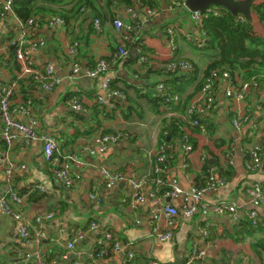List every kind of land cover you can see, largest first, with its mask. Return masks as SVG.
Returning a JSON list of instances; mask_svg holds the SVG:
<instances>
[{"label":"crops","instance_id":"0c3cea01","mask_svg":"<svg viewBox=\"0 0 264 264\" xmlns=\"http://www.w3.org/2000/svg\"><path fill=\"white\" fill-rule=\"evenodd\" d=\"M263 1L256 0L253 5ZM155 2L158 13L154 17L138 12L133 18L126 6L109 8L105 1H97V7L104 14L100 19V32L94 26L89 9L81 10L66 24L62 33L41 26L36 34L45 38L47 44L34 54L36 68L51 65L62 79L61 84L50 92L40 88L32 77H20V68L16 69L17 61L11 55L9 42L16 36L17 22L11 19L6 29H0V90L15 83L13 101L19 103L30 97L38 121L37 132L51 135L59 143L53 163L48 164L40 139L27 143L22 135L17 136L9 156L16 166L12 185L25 196L23 211L31 223L30 238L23 239L19 233L20 223L0 211V264H36L35 259L27 260L25 255L37 250L43 253L46 261L53 260L56 264H149L150 261L184 264L195 244L207 249V264H264V250L259 255L254 248L255 243L262 241L264 244V207H253L248 194L252 184L264 185V175L249 172L245 167L248 155L262 150L264 144L261 135L264 105L261 109L256 107L255 90L245 101L232 104L226 96V84L220 82L216 86L215 108L202 118L207 131L202 133L191 127L187 107L204 82L208 67L221 59L222 48L218 42L211 45L208 34L205 47H197L186 36L202 37L200 27L191 19V11L174 8L171 0ZM238 17L245 19L243 15ZM116 19L134 27V33H129V39L125 40L130 53L127 59H115L122 41V34L113 24ZM251 23L256 32L264 34V26L256 14L252 13ZM171 27L179 29L174 44L167 33ZM73 41L80 43L77 62L81 69L93 68L100 60L108 62V69L101 77L69 79L73 61L67 48ZM140 47L144 50L142 54L150 59L144 65L138 62ZM180 59L190 61L194 68L190 73L179 72V75H189V81L181 84L183 90L176 93L181 99L180 104L169 112L160 107L161 113L157 114L150 102V98L156 96L154 89L160 82L175 78L161 71L159 64ZM230 74L236 85L258 77L254 75L245 80L243 73ZM105 79L114 82L115 87L125 93L126 100L100 105L98 99L105 98ZM260 82L264 87V81ZM72 97L79 99L84 112L71 109L69 100ZM248 113L249 121L239 130L235 129L233 119ZM17 118L25 124L29 122L22 114ZM172 118L178 119L183 127L188 126L185 133L191 135L192 152L184 151L183 136L168 137L167 141L161 138L164 122ZM2 131L0 121V155L7 149ZM103 132H120L123 139L111 144L104 154L91 155L87 147L95 135ZM164 143L170 147L168 180H176L185 193H190L192 188L205 183L213 169L226 184L205 200L235 205L243 212L255 209L259 225L252 227L245 224L249 222L246 218L237 222L225 215H195L192 218L181 215L173 238L159 241L153 234L152 204L148 198L155 188L150 183L143 186L141 192L147 198L138 208H132L131 201L124 200H131V180L151 177L156 153ZM230 159L232 163H229ZM61 167H67L77 178L73 187H65L55 177V169ZM103 169L119 172L124 179L115 188L107 190L101 173ZM220 169H228L230 174L222 175ZM3 172L0 169V193L6 185ZM173 204L178 206L179 202L173 201ZM48 214L54 217L40 228L36 219ZM93 223L98 227L91 229ZM40 230L45 238L37 242ZM205 230L209 231L207 237ZM78 231L85 232V238L77 243L71 261L62 260L68 241ZM109 231L122 249L111 250L93 262L97 241ZM129 253L134 254L133 259L129 258Z\"/></svg>","mask_w":264,"mask_h":264},{"label":"built area","instance_id":"2783aa9c","mask_svg":"<svg viewBox=\"0 0 264 264\" xmlns=\"http://www.w3.org/2000/svg\"><path fill=\"white\" fill-rule=\"evenodd\" d=\"M174 8L187 9V0H171ZM15 0H0V29H6L11 21L14 19L17 22L16 36L9 42L10 48L15 50V58L20 66V77H32L40 88L45 91H53L61 84L62 79L59 78L51 65L44 66L39 70L36 68L34 54L43 49L47 42L45 38L38 36L36 33L41 26L49 27L64 32L66 27L65 20L60 16H34L30 19L21 20L14 11ZM219 7H209L204 12H191V19L196 23L202 33L200 39H195L192 35L187 34V39L194 43L197 47L203 48L206 45L207 33L203 29L204 20L209 15H219ZM128 12L133 18H136L138 12H142L146 17L152 18L158 13V9L152 8H128ZM115 29L122 34L121 45L117 49L115 59H127L130 56L129 50L126 47L125 40L129 39V33L134 32V27L126 25L122 20L116 19L114 22ZM94 26L98 32L101 31V21L94 20ZM139 28L140 26H136ZM178 28L171 27L167 33L171 44H174V38ZM79 41H73L67 48V53L73 61V67L69 79H76L78 77H87L97 79L101 77L108 69V62L100 60L95 67L90 69H81L78 59ZM139 64L144 65L150 61L149 56L142 54V49L138 50ZM161 70L166 73H190L194 70L193 64L188 60L163 61L159 64ZM264 81V75L262 76ZM224 82L226 84V96L232 104H239L247 99V96L252 90L257 93L256 107L261 109L264 105V87L261 86L259 78H253L252 81L242 82L236 85L231 78L228 70L214 69L208 76L205 77L204 82L199 91L191 99L187 107V114L190 117V126L198 128L202 133L207 131L202 118L205 114L211 112L215 108L216 103V86L218 83ZM111 81L105 79L103 82V89L105 91V98H99L98 103L105 105L112 101L126 100L125 93L120 89H111ZM17 85L14 83L10 87H4L0 90V121L3 125L2 139L6 143L7 149L0 155V169L4 171L6 178L5 189L0 193V211L7 217L20 223L19 233L25 240L30 238L31 223L27 221L24 215L23 207L25 205V196L21 195L12 185L14 172L16 170L15 164L10 160V151L12 150L18 135H22L24 140L29 143L34 139H40L44 144V157L48 164H52L54 155L59 151V143L55 137L47 134L40 135L36 127L38 121L33 112V100L25 99L19 103L13 101L14 91ZM156 92L163 96L167 103L172 106L180 104V97L178 94L171 93L163 82H160L156 88ZM69 106L76 112H84L85 108L77 97H72L69 100ZM249 111V108H247ZM236 116L232 125L239 130L244 123L249 121L250 114ZM22 114L29 122L27 124L18 120L17 115ZM187 125V123H185ZM188 127V126H187ZM187 127H181L182 131H187ZM264 137V130L261 131ZM123 139V134L118 133H100L95 135L91 144L87 147L91 155L104 154L111 144L118 143ZM182 147L186 153L193 151L194 147L191 143V135L185 133L182 137ZM169 145L162 144L156 153V163L153 169V174L148 179L131 180L130 186L132 190L131 201L132 208H138L142 205L146 198L141 192L143 186L151 184L155 190L151 192L148 198L152 204V219H153V234L159 241H169L174 236V229L177 227L181 215L186 218H192L195 215L208 217L210 215H225L234 221H241L246 218L253 226L259 225V216L257 211L243 212L235 205H228L224 203H215L205 200V197L215 193L220 187H223L225 180L218 178L215 171L212 169L207 175L205 183L202 186L192 188L190 193H185L181 185L176 180H168L167 176L171 171L170 156L168 154ZM231 157V156H230ZM232 163V160H229ZM245 167L249 172H260L264 175V144L262 150L250 153L246 158ZM103 182L107 190H111L122 181L123 175L116 171L103 169ZM55 177L67 188L73 187L77 178L67 167L55 169ZM250 196V204L255 207H264V185L255 183L248 189ZM94 197V196H93ZM167 200H170L169 202ZM172 200V202H171ZM179 202V207L173 204ZM54 217L53 214H48L44 217L36 219V223L40 228L43 227L47 220ZM139 223V221H137ZM97 224L93 223L91 229L97 228ZM208 230L204 231V236L207 237ZM85 232H75L67 243L66 252L61 259L64 261H71V255L75 252L78 242L85 238ZM45 238L44 232H38L36 240L41 242ZM122 246L109 231L106 232L104 238L97 241V248L93 256V262L109 253L111 250H121ZM27 260L35 259L36 264H56V261H46L43 253L40 250L26 253ZM129 258L133 259L134 254L129 253ZM76 264H78L76 262ZM92 264V263H86ZM149 264H160L157 261H150ZM184 264H207V249L200 244H195L189 258Z\"/></svg>","mask_w":264,"mask_h":264},{"label":"trees","instance_id":"16d2710c","mask_svg":"<svg viewBox=\"0 0 264 264\" xmlns=\"http://www.w3.org/2000/svg\"><path fill=\"white\" fill-rule=\"evenodd\" d=\"M97 1L98 0H15L14 11L23 21L34 16H60L65 20L66 24H68L69 21L75 18L83 9H89L91 17L94 20L102 19L104 14L97 7ZM105 2L109 8L111 6H126L127 8L144 9L148 7L157 9L155 0H105ZM45 3H49V5H45ZM70 5H72L71 8H69ZM66 7L69 9H65ZM219 11L220 14L218 16L212 14L204 20V28L209 36V42L211 45L218 42L222 48L221 59L208 67L206 76L214 69H224L229 70L234 75L236 72L243 73V75H245V80H250L252 76L258 75V78H261L260 81H263L261 76L264 74V34L256 32L251 21L248 22L246 19L241 20L239 17H234L229 11L222 7H220ZM251 11L258 16L259 21L264 26V1L254 4ZM133 33L134 32H132V34ZM141 48L142 47H140V49ZM142 51H144L143 48ZM10 52L12 57L16 60L13 47ZM15 66L16 69L19 70L20 67L17 62ZM161 71L166 73L164 70ZM167 74L169 77H175L171 80L169 78L164 82L171 93H180L183 90L181 85L183 84L182 82L189 81V75H179V72ZM33 82L36 83L34 80ZM202 84L199 86L198 91ZM110 86L111 89H119L115 87L114 82H111ZM154 91L156 92L155 89ZM28 98L30 99L28 96L25 97V99ZM150 102L152 109L157 114L161 113V111H159L160 107H163L167 112L173 108V106L167 103L165 98L157 92L155 97L150 98ZM202 122L205 123L203 120ZM181 127H183V125L178 119L172 118L165 121L161 138L163 141H167L168 137L175 138L177 135L182 137L185 131H182ZM249 156L250 155H248V157ZM220 174L227 176L230 172L228 169H222ZM245 224L252 225L249 222ZM254 248L257 254L261 255V250H264V244L262 241L260 243H255Z\"/></svg>","mask_w":264,"mask_h":264},{"label":"water","instance_id":"95a60500","mask_svg":"<svg viewBox=\"0 0 264 264\" xmlns=\"http://www.w3.org/2000/svg\"><path fill=\"white\" fill-rule=\"evenodd\" d=\"M256 0H187V9L191 12H204L209 7H222L234 17L243 15L245 19L252 21V5Z\"/></svg>","mask_w":264,"mask_h":264},{"label":"rangeland","instance_id":"374dc122","mask_svg":"<svg viewBox=\"0 0 264 264\" xmlns=\"http://www.w3.org/2000/svg\"><path fill=\"white\" fill-rule=\"evenodd\" d=\"M100 1H105V0H98V2H100ZM76 2V1H75ZM72 6V5H71ZM71 6H69V7H71ZM65 9H69L68 7H66ZM196 51H199V50H195V52ZM201 51V50H200ZM204 51H207V49L206 50H204Z\"/></svg>","mask_w":264,"mask_h":264}]
</instances>
